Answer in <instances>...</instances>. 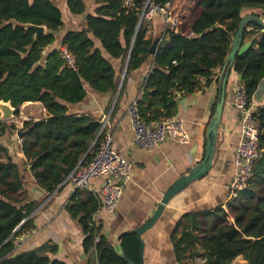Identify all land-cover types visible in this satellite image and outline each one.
Wrapping results in <instances>:
<instances>
[{
	"label": "trees",
	"instance_id": "trees-1",
	"mask_svg": "<svg viewBox=\"0 0 264 264\" xmlns=\"http://www.w3.org/2000/svg\"><path fill=\"white\" fill-rule=\"evenodd\" d=\"M85 1L66 0L67 13L84 15ZM94 3L96 8L86 16L85 27L67 31L60 39L61 46L75 58L72 70L65 65L60 50L45 52L65 24L61 10L51 0H0V101L10 102L15 118L25 103H40L49 117L45 121L24 122L20 130L0 122V136L6 131L22 134L19 152L24 166L29 167L37 188L46 194L55 192L78 166L88 163L99 143L95 140L102 124L89 116L67 115V106L82 103L88 88L111 95L109 105L118 93L112 117L124 92L126 78L120 85L121 76H128L149 61L152 40L139 27L142 2L132 0L130 6L125 5V0ZM154 3L169 4L168 17L176 21V32H165L136 100L144 122L173 117L178 108L177 95L194 94L202 89L201 79L211 83L215 71L228 66L233 41L247 10L258 11L242 33V42H252L245 52L237 53L231 70L253 99L264 79V0ZM26 25L43 26L45 32L35 41V32L22 27ZM254 117L260 128L259 158L253 164L246 188L225 208L189 212L179 218L171 236L178 264H190L200 257V251L205 254L202 264H231L237 258L247 264H260L264 251V104L257 106ZM23 187L22 168L0 146V264H61L47 256L57 253L53 245L15 253V242L31 229L32 214L41 202L24 204L20 194ZM100 205L96 196L83 201L75 193L67 208L82 228L84 252L95 248L98 264H128L127 260L139 264L140 244L134 234L121 241L127 260L97 236L92 215Z\"/></svg>",
	"mask_w": 264,
	"mask_h": 264
},
{
	"label": "crops",
	"instance_id": "crops-1",
	"mask_svg": "<svg viewBox=\"0 0 264 264\" xmlns=\"http://www.w3.org/2000/svg\"><path fill=\"white\" fill-rule=\"evenodd\" d=\"M51 1L61 10L65 24L57 33L55 43L46 48L45 52L58 49L62 35L67 31L82 30L85 27L86 16L93 14L96 8L94 0H86L85 14L76 17L67 13L66 0ZM256 13L258 11L247 10L243 14V19L249 17L252 21V15ZM142 28L146 32V38L151 39L152 43L158 40L156 49L165 32L170 31L169 25L165 24L161 16H154L151 20L145 21ZM251 42L252 39H245L237 53L245 52ZM153 56L150 55L149 61L141 69L131 72L128 76L124 74L121 76L120 85L126 78L124 92L119 107L112 117L110 115L118 93L109 105L111 95L94 93L89 88L87 97L82 103L67 106V115L89 116L100 123L106 121L105 131L111 134L114 148L131 163L130 178L124 184L115 213L106 214L100 205L92 215V223L98 230L97 236L105 239L117 254V248L121 246L123 238L149 222L172 186L182 178L188 177L191 171L200 168L204 160L208 161V156L211 155L205 171L181 188L167 205L163 206L161 215L151 229L140 236L143 246L142 249L140 247L142 258L139 264H178L171 236L179 218L189 212L225 208L230 201L228 186L234 175V149L239 142L238 114L233 108V99L235 87L241 80L237 74L229 70L228 66H224L215 71L211 83H206L204 79L200 80L201 90L185 97L177 95L178 108L173 117L183 121L185 130L189 134L190 144L179 145L168 141L154 150H141L132 143L127 108L140 97L145 79L153 65ZM113 63L118 65L116 61ZM226 74L228 78L225 83L223 108L220 122L215 127L217 133L214 136L209 132V128L216 118ZM252 100L255 109L264 104V96L260 103L256 102L254 97ZM107 108H109L108 112ZM47 119H49L47 112L40 103H25L19 109V117L15 118L14 127L20 130L24 122H40ZM208 141H210L209 147ZM19 145L20 140L13 132L6 131L0 136V146L7 149L9 155L22 168L24 187L20 194L21 198L25 199L24 204L41 202L32 214L31 229L15 242V253L53 245L58 251L54 255L47 254L50 260L61 264H98L95 248L87 253L84 252L82 243L85 236L82 228L77 220L71 218L67 208L75 193L80 200L84 201L92 195L101 203L99 190L102 180L94 179L87 189L79 191L74 190L66 180L55 192L46 194L37 188L29 167L24 166ZM2 160L6 161L4 157ZM30 218L31 216L27 219ZM199 254L200 257H196L190 264L203 263L205 254L202 251Z\"/></svg>",
	"mask_w": 264,
	"mask_h": 264
},
{
	"label": "built area",
	"instance_id": "built-area-1",
	"mask_svg": "<svg viewBox=\"0 0 264 264\" xmlns=\"http://www.w3.org/2000/svg\"><path fill=\"white\" fill-rule=\"evenodd\" d=\"M132 0H125L130 6ZM142 11L139 17V27L154 16H161L170 31H175L176 21L168 17L169 4L159 6L154 0H140ZM65 65L74 70L75 58L65 47L59 46ZM233 108L238 114L239 142L234 149V175L228 186V197L232 200L242 192L252 175L253 164L259 158L260 128L254 117L255 107L241 82L236 85ZM127 118L132 133V143L141 150H154L165 142L179 145H189L190 138L183 121L176 117L166 118L154 123L144 122L139 114L137 102H132L127 108ZM100 139L88 163L78 166L67 178L74 190L87 189L94 179H101L99 190L101 208L108 215L115 213L123 193L124 184L129 180L131 163L125 160L113 146L112 136L105 131L106 121H102ZM104 129V133L103 132Z\"/></svg>",
	"mask_w": 264,
	"mask_h": 264
},
{
	"label": "water",
	"instance_id": "water-1",
	"mask_svg": "<svg viewBox=\"0 0 264 264\" xmlns=\"http://www.w3.org/2000/svg\"><path fill=\"white\" fill-rule=\"evenodd\" d=\"M251 21V18H245L242 20L238 33L233 41L229 56H228V68L229 70L232 67L233 61L235 56L237 55V52L240 49L241 43H242V33H243V26L246 23H249ZM261 22V21H260ZM25 29H31L35 32V36H34V40L36 41L38 38H40L44 32H45V27L43 26H32V25H26V26H22ZM158 40L156 39L150 46L149 49V55H154L155 50H156V45H157ZM228 78V74H226L224 80H223V85H222V95H221V99L219 104L217 105V111H216V118L213 121V123L211 124L210 128H209V132H212V134L214 136H216V129L215 127L218 126L219 122H220V117H221V111L223 108V102H224V94H225V83L226 80ZM264 79L260 82L255 94H254V100L258 103H260L262 101V98L264 96ZM14 113H15V109L11 106L10 102H2L0 101V122L1 123H7L11 120L14 119ZM100 133L97 135V138L95 140V142L98 140ZM22 136V134H17V137L20 139ZM94 142V143H95ZM94 143L90 146V148L87 151V154L85 155V157L90 153V151L93 148ZM212 144H214L212 142ZM210 145V141H208L207 146L209 147ZM85 157L83 159H85ZM211 159V155L208 156V161L207 159L204 160V162L201 164L200 168H197L193 171L190 172V175L186 178H182L181 180H179L174 186H172V188L167 192V194L164 196L161 205L159 206V208L156 210L154 216L149 220V222H147L144 226L140 227L139 229H137L136 231L133 232V234L136 236L137 241L140 244V247L142 249V242L140 240V236L147 230L151 229V227L154 225V223L156 222V220L159 218V216L161 215L162 211H163V206L167 205L168 201L179 191L181 190V188H183L189 181L195 180L197 179L206 169L207 164L209 163ZM83 162V160H82ZM81 162V163H82ZM28 220V219H27ZM25 220V221H27ZM23 221L19 227H21L23 225V223L25 222ZM18 227V228H19ZM17 228V229H18ZM118 255L122 258L125 259V255L124 252L122 250L121 246H118ZM140 258H142V252L140 251ZM128 264H134L133 262L127 260ZM142 264V263H141ZM260 264H264V251H263V255L261 258V262Z\"/></svg>",
	"mask_w": 264,
	"mask_h": 264
},
{
	"label": "rangeland",
	"instance_id": "rangeland-1",
	"mask_svg": "<svg viewBox=\"0 0 264 264\" xmlns=\"http://www.w3.org/2000/svg\"><path fill=\"white\" fill-rule=\"evenodd\" d=\"M14 122H15V117L13 120L7 122L6 124L7 126H15L16 124ZM231 264H247V263L244 262L241 258H237Z\"/></svg>",
	"mask_w": 264,
	"mask_h": 264
},
{
	"label": "bare ground",
	"instance_id": "bare-ground-1",
	"mask_svg": "<svg viewBox=\"0 0 264 264\" xmlns=\"http://www.w3.org/2000/svg\"><path fill=\"white\" fill-rule=\"evenodd\" d=\"M30 113V112H29ZM25 120V119H24Z\"/></svg>",
	"mask_w": 264,
	"mask_h": 264
}]
</instances>
